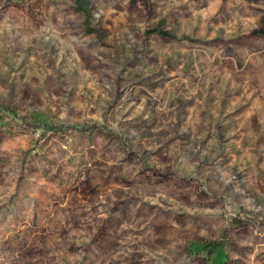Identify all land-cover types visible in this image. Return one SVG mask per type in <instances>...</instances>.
I'll return each mask as SVG.
<instances>
[{"label": "rangeland", "instance_id": "obj_1", "mask_svg": "<svg viewBox=\"0 0 264 264\" xmlns=\"http://www.w3.org/2000/svg\"><path fill=\"white\" fill-rule=\"evenodd\" d=\"M260 28L264 0H0V264H264Z\"/></svg>", "mask_w": 264, "mask_h": 264}, {"label": "trees", "instance_id": "obj_2", "mask_svg": "<svg viewBox=\"0 0 264 264\" xmlns=\"http://www.w3.org/2000/svg\"><path fill=\"white\" fill-rule=\"evenodd\" d=\"M159 34H163V35H168V34H164L162 32H159ZM254 35H259V36H263L264 37V28H260L258 30H254L253 31Z\"/></svg>", "mask_w": 264, "mask_h": 264}]
</instances>
